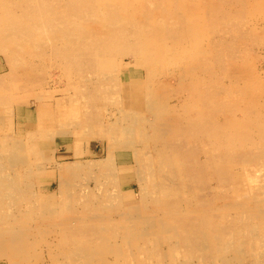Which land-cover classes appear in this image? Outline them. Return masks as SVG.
Returning a JSON list of instances; mask_svg holds the SVG:
<instances>
[{
  "label": "bare ground",
  "instance_id": "1",
  "mask_svg": "<svg viewBox=\"0 0 264 264\" xmlns=\"http://www.w3.org/2000/svg\"><path fill=\"white\" fill-rule=\"evenodd\" d=\"M228 1L219 0V5ZM237 1L236 13L258 0ZM53 8L54 15L44 14L48 17L29 10L24 27L15 25V18L0 19V40L12 45V59L34 49L35 57L43 58L52 50L72 65V78L63 89H72V97L53 105L37 96L29 116L14 107L5 110L9 135L0 128V208L6 210L0 215V252L17 264L28 244L36 254V246L47 243V236H35L55 227L48 233L64 240L55 255L72 257L66 264H264V97L259 95L264 79L246 53L255 44L252 34L263 33L264 26L238 22L233 11L220 12L213 0H72L71 6ZM206 11L218 27L217 67L198 65L204 70L201 77L196 66L190 67L185 90L186 71L170 69L177 83L153 86L132 85L129 73L119 74L116 67L126 57L154 75L162 62H176L198 46L200 56L212 53L199 17ZM29 64L31 70L34 63ZM212 78L215 86L208 81ZM3 80L0 96L9 90ZM34 84L40 94L52 88L45 81ZM8 87L22 88L15 81ZM237 112L243 116L236 117ZM55 136L72 138L75 157L89 140L107 145L101 159H87L96 156L83 150L85 161L61 169L64 184L56 191L34 193L29 183L36 167L32 171L30 163L46 159L40 142ZM84 136L89 140L82 142ZM120 149L131 151L138 196L122 191L116 177ZM14 167L24 171L8 173ZM79 167L95 173V185L72 183V192L64 189L69 174L72 182L77 180ZM60 188L68 191L64 205L72 201L66 219L56 210ZM40 202L50 207L42 210ZM50 209L59 215L58 224L46 215Z\"/></svg>",
  "mask_w": 264,
  "mask_h": 264
},
{
  "label": "rangeland",
  "instance_id": "2",
  "mask_svg": "<svg viewBox=\"0 0 264 264\" xmlns=\"http://www.w3.org/2000/svg\"><path fill=\"white\" fill-rule=\"evenodd\" d=\"M9 1L14 3V6L11 8L9 7ZM203 1H207V0H203ZM213 1L217 6V10H219L220 12H224L226 9H230L231 11H233L235 13L234 17H236V19L239 18L238 22L244 20V21H246L252 25H254L255 22H256V24L257 23L260 24L262 22L260 25L259 24H257V25L258 26H261V25L264 26V24H263V22H264V11H262V9H261L264 5V0H258L257 2H255V3H258L259 6H256L257 9L255 11H253L254 13L250 12V8L255 3L249 5L248 6L249 8L246 11L243 10L242 12L238 11L236 13L235 8L238 6V3H239L237 0H229L228 2H230V3L227 2L228 4L226 3L224 5V7L219 5V0H213ZM80 3L81 2H79V1L77 2V4H79V5H80ZM71 5H72V0H0V19L4 18L5 22H7V21L10 22L11 19L15 18V19H17L15 21V23H16L15 25L20 26V27H24L23 24L25 25V22L27 21V15L29 13V10L35 11L37 9V11L40 12L44 17H48L50 15H54L55 9L53 8V6H57V7L62 6L63 7V6H71ZM46 12H48L47 14L50 13V15H44ZM217 13H219V12L217 11ZM215 15L217 17L216 13H215ZM3 16H5V17H3ZM201 16L203 17L202 20H204L206 22V23L204 21L202 22L201 28L203 29L205 26H206L205 29L207 28L206 33H208V45H209L208 48L210 47L211 51H212V53L209 52L210 50L208 51L209 53L207 52L208 56L207 55L200 56L201 53L199 51V46H198L197 50H192L190 52L185 53L183 55V57L176 62H162V64H160V67L158 68L159 70L157 69V72L154 75L153 74H151V75L146 74V66L144 64H142V66L137 65V63H135L133 60L126 57V59L125 58L122 59V63L120 65H118L119 67L118 66L116 67V68H118L117 70H119V74H121V73L128 74L129 73L128 74L129 77H132V79H131L132 85H137V84L143 85V84L147 83V84H151L153 86L152 83L157 84V83H168V82H169V85L170 84L174 85V83H177L176 80L178 79V77L177 76L175 77L174 75H170L169 74L170 71L172 72V70H174V72H175V70L177 69L176 70L177 72L180 73L182 71L181 73H183V74H185L184 71H186L187 78L186 79L184 78L185 82H184V84L181 85L182 89L185 90L186 87L188 86L189 82H190L188 80L192 79V78L189 79L190 77H188V75H190V73H192L191 68L196 66L197 70L195 71V73L197 74V77L198 76L201 77L204 70L201 66L198 67V65H201V64L203 65V63H204V64H208L209 67H213V66L217 67L216 66V57H218V55H219V53H218L219 46L217 45L218 41L216 39L218 34L215 31H216V29H218V27H217V24H214V22L212 23V12L206 11L203 13V15L200 14L199 17L202 18ZM242 16H244V17H242ZM250 17H252L253 19ZM259 19L261 22L259 21ZM217 20L221 22L220 17H218ZM1 24L2 23H0V25ZM211 25H213V26H211ZM210 27H211V29H210ZM211 33H213V34H211ZM252 36H253V40H254L255 44L253 47H249L246 53L247 54L250 53L249 55L252 57V59H254V62L257 64L256 69H258L257 70L258 74L264 79V32L263 33L259 32V34L257 33L254 35L252 34ZM12 49H13L12 45L10 46L8 43H4L3 41L0 40V78H4L3 81L5 84L4 85L5 89H9L8 93H6V94L4 93V94H2V96H0V118H1L0 119V128H1L2 132H4V133L6 132L7 135H9V133L7 132V129L5 128L6 127L5 126V123H6L5 119H8V116L6 114L7 110H9V109L12 110V108L14 107L13 110L15 109L14 111H16L17 114H21L22 116H25L26 114H28V116H29L36 109L35 105H34V101H36L37 96L43 97L44 101L50 102L53 105H54V102L56 103V102H59L63 99H66L65 97H67L68 94H69V96L72 97V89L69 90L70 93L63 91V89H65L67 87L66 83L68 81V78H72V65L68 64V61L66 58H63L62 56L59 57L58 53H56L55 51H52V50H50L48 52V54H46L45 57H43V58L35 57L34 52H37L38 50L34 49L33 52H25L24 51L25 53L24 52L21 53L19 55V57H21V58L12 59L11 58ZM198 53H199V55H198ZM214 53H216V54H214ZM179 57L180 56H178V58ZM29 62L34 63V67L31 70L29 69V65H30ZM179 64H180V66L181 65H183V66L180 67ZM163 65H164V68H163ZM167 66H169V67H167ZM188 66H189V68H187ZM129 69H130V71H128ZM136 69H138V70H136ZM170 69H172V70H170ZM259 69L261 70V72ZM28 70L30 72H28ZM117 70H115V71L117 72ZM28 73H29V75H28ZM22 75H23V77H27L25 79V81L24 80L20 81L18 79H17L18 81H16V77L17 78L20 76L22 77ZM133 78H136L137 81H135ZM41 79H44V80H41ZM35 80H40L41 83H44V81H45V82L49 83V86L52 88L49 89V87L46 86V88L43 91L44 93L40 94V92L38 91L39 88L37 87V85L35 86V84H34ZM13 81H15L17 84H21L22 88H18V89L17 88L13 89V87L9 88L10 87V86L8 87L9 83H12ZM208 81L211 82L212 86H215V82L217 81V79L212 78L211 80L209 79ZM209 82H207V84ZM263 86L264 85H262V87ZM262 87H261L262 91L260 92L261 94H259V95H261V97H264V95H263L264 94V92H263L264 87L263 88ZM11 100H15V103L10 104ZM261 106L262 105L258 106V109L261 110ZM234 114L238 118L243 116V114L241 112H237ZM58 128H60V127L58 126ZM1 130H0V132H1ZM64 137L55 136L53 138H49V139L45 138V139L41 140V142H40L41 143V147H40L41 152L45 156L46 159H44L39 164L34 163V166H32V164L30 163L32 171H33V168L36 167L34 172L30 174L32 187H31V184L29 183V185H30L29 188H32V191L34 190V193L36 191L37 192L42 191L43 193L48 194V192L56 191L58 189L59 185H61V183H62V185L64 184V181H62V179H61L62 177H60V175H61L60 170L65 168V167L71 166L75 162L83 161L84 160L83 154L87 150H91L92 154L94 153V156H96V157H87V159L94 158L97 160V159H101V157H99V156L104 155V149L107 145L105 140H102V141L94 140V139L89 140L88 139L89 136H88V138H86L87 136L82 137L81 138L82 142L89 140L88 145L86 143H84L82 145V148H81V151L79 154L80 156L75 157L73 155V152L71 151V150H73L72 138L66 137V139H65ZM85 138H86V140H85ZM136 142H137V140H136ZM136 142L134 143L136 148H140V145H137ZM248 145L250 146V143H248V144L246 143L245 146L248 148L249 147ZM245 146H243V147H245ZM249 149H246L247 152L249 151ZM83 150H85V152ZM116 153H117V169H118V171H117L118 175L116 177L121 178V183H122L121 184V190L134 192L135 196H138V194L140 193V188L138 187L139 186V179L137 178V174H136L135 169H134L135 163H133L134 161L131 159V156H132L131 151L129 149H125V150L120 149ZM24 158L30 160L29 153H24ZM102 158H104V157H102ZM27 168L30 169V166L28 165ZM79 169H81V170H79L80 175H77L78 176L77 180H74L72 182V175H70V174L68 175L69 179H67V180H69L68 182L70 184H69V187L65 185L64 189H66V188L70 189V192H72L71 189H72V187H74V186H72V183L77 184L79 186H86L88 188H91L95 185V183H94L95 173L93 171H92V173H90L89 171L86 170L85 167H79ZM101 169L104 171L103 167ZM70 170H72V169H70ZM236 170L238 171V168ZM19 171L22 172L24 170L14 167L13 171L8 170V173L9 172H19ZM25 175H26V172H25ZM111 182H112V180H110V175L106 176L104 179V185H107V187H110ZM23 189L25 190L26 186H24ZM60 190H61V188L59 189V192L57 191V193L55 195L56 201L58 203V207L56 210H57V212L59 211V215L61 214L60 216H62V219H63V217H64V219H66L70 214H72V201L69 202L65 206L64 200H66V195L68 194L66 192H68V191H64V190L60 191ZM96 197H97V195L93 198H96ZM16 203H19V201ZM40 204L42 206V210L44 209L43 206L50 207V204H48V203L40 202ZM18 205L14 206V207H16V210L19 209V211H21V209L24 206H22V204H21V206H18ZM151 205L153 206V203H151ZM17 207H19V208H17ZM5 211H6L5 208H0V215ZM46 215L51 220H54L55 224H58V221L60 220V218H58L59 215H56V213L54 214L51 209H50V213L46 212ZM35 220H33L34 224L36 223ZM54 222H52V223H54ZM45 226L46 225H44L43 227H45ZM54 228L55 227L45 228L44 229L45 231H43L40 234H38L37 236H35L37 239L40 236H44V237L47 236V243L46 244H49L50 247L46 246L45 243L41 244V245H37L36 246L37 249H35L36 254H34L32 252L31 246L28 244L27 250L24 252V255L20 258H17L16 263L17 264H66L68 262L67 260L71 261L69 258H72V257L65 258L64 254L62 257L59 255H55V253H57V252H62V250L58 251L56 249V245L60 246L61 244H63L64 240L59 239V238H56V240H55V237L52 234L48 233L49 229H54ZM17 233H19V231H15L14 234H17ZM31 233L33 235V232H31ZM47 233L49 235H47ZM30 237H32V236H30ZM37 239H35V240L37 241ZM68 245H70V244L64 243V246H68ZM64 252H65V250H64ZM97 252L103 253V250H99ZM98 256L95 255V257H98ZM107 258L112 259V256H108ZM0 264H14V263L12 261V258H10L9 255H7L6 253L0 252ZM70 264H72V263H70ZM103 264H114V263H103Z\"/></svg>",
  "mask_w": 264,
  "mask_h": 264
}]
</instances>
